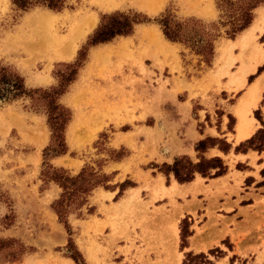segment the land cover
I'll return each instance as SVG.
<instances>
[{
    "label": "rangeland",
    "instance_id": "obj_1",
    "mask_svg": "<svg viewBox=\"0 0 264 264\" xmlns=\"http://www.w3.org/2000/svg\"><path fill=\"white\" fill-rule=\"evenodd\" d=\"M12 2L0 0V66L18 74L28 90L58 87L59 74L65 65L75 63L103 15L136 13L149 22L135 25L125 39L116 37L105 46L89 48L75 81L59 97L71 113L70 122H75L68 137L70 122L65 129V161L57 165L50 158L49 164L70 176L88 167L110 179V189L96 188L80 214L69 216V232L51 209L61 189L42 177L44 149L52 136L45 102L37 100L38 94L0 102V264H78L70 258L73 252L84 264H182L185 252L207 254L215 248L225 255L209 256L215 264H230V259L233 264H260L252 256H240V247L234 250L229 237L218 240L217 228L224 226L227 214L217 205L203 204L182 217L185 208L172 192L176 187L166 189L157 180L167 187L176 181L172 175L168 181L160 167L187 156L175 155L170 147L183 138L188 125L199 133L206 124L219 127L222 103L206 97L205 83H218L220 71L237 62L240 67H233L237 74L228 70L226 75L238 88L244 62L255 65L254 48L264 53V33H257L253 47L245 52L231 46L259 20L263 8L254 11L252 25L234 40L222 28L208 65L182 44L166 39L171 44H162L156 20L172 14L181 20L216 22L220 14L216 0H67L59 12L42 6L18 10ZM88 23L94 24L91 30L85 29ZM260 26L264 29V23ZM73 42L75 56L59 58L58 52ZM259 68L264 70V63L254 78ZM262 112L255 110L254 117L260 120ZM94 119H99L98 125ZM233 123L229 116V131ZM197 155L188 157L197 162ZM126 182L133 186L118 196ZM212 193L208 188L199 199L209 195L215 200ZM130 199L122 210L117 208ZM178 201L187 203L185 196ZM192 203H199L195 196ZM174 209L179 211L171 215ZM186 217L196 236L191 240L193 249L181 251L180 227ZM212 236L216 245L202 252L207 246L199 241ZM19 246L24 254L17 253ZM13 252L15 260L9 256Z\"/></svg>",
    "mask_w": 264,
    "mask_h": 264
},
{
    "label": "trees",
    "instance_id": "obj_2",
    "mask_svg": "<svg viewBox=\"0 0 264 264\" xmlns=\"http://www.w3.org/2000/svg\"><path fill=\"white\" fill-rule=\"evenodd\" d=\"M66 2L67 0H13L12 3L18 10H28L36 6H42L59 12L65 7ZM263 5L264 0H216V7L220 13L219 20L216 22L204 23L194 18L181 20L172 14L163 15L156 21L166 40L184 45L209 65L214 58L215 42L221 37L222 28H224L226 37L234 40L252 25L254 11ZM146 22H149L148 18L136 13L115 12L103 15L98 27L88 39L85 48L83 47L78 52L75 63L65 65V70L59 74L58 87L49 90H28L23 79L11 68L0 66V102L16 100L22 96L31 97L33 94H38L39 99L37 100L45 102L52 136L49 146L44 149L42 177L55 182L61 189V193L52 203L51 209L68 232L70 230L69 216L76 213L80 214L96 188L110 189V186L107 185L110 179L108 176L88 167L83 168L77 175L70 176L64 169H56L49 164L48 160L50 158L63 156L68 151L65 142V129L71 120V113L61 106L58 102L59 97L75 81L86 58L84 53L89 48L108 43L116 37L130 36L135 25ZM262 70V68H259L257 74L261 73ZM253 78V76H250L249 82ZM255 115H257V112ZM243 146L258 152L264 150V124L262 130H259L253 137L234 150L239 151ZM212 148L227 154L232 147L224 138L205 137L195 145V152L198 154L197 162L192 161L188 156H181L175 158L171 165L162 164L160 172L166 176L168 181L172 175L179 184L192 182L196 175L203 178L222 176L227 171L224 161L220 157L208 158L204 155L208 149ZM132 186V183L129 182L122 184L118 196L122 194L125 188ZM90 212L91 210H89ZM188 219L189 217H186L181 221V251L188 247V238L193 235V231L189 229ZM69 242L71 243V240ZM1 243L4 244V242ZM0 247L2 248V246ZM19 248L17 253L24 254V247L19 246ZM228 248L230 249V246ZM16 255L13 252L9 256L12 260H15ZM79 255L77 252H73L70 258L78 264H84L80 261ZM209 256L223 257L225 255L218 248L208 251L207 254H194L189 251L184 253L182 264H215ZM230 264H233L232 259H230Z\"/></svg>",
    "mask_w": 264,
    "mask_h": 264
},
{
    "label": "crops",
    "instance_id": "obj_3",
    "mask_svg": "<svg viewBox=\"0 0 264 264\" xmlns=\"http://www.w3.org/2000/svg\"><path fill=\"white\" fill-rule=\"evenodd\" d=\"M263 33L264 30L261 35ZM122 38L125 39L126 37ZM105 45L107 44H100L97 45L96 48ZM263 63L264 61L262 64ZM262 64L257 66L252 65V71L246 75V82L242 87H240V80H238V88L236 84L231 81V75L233 76L238 72V70L234 71L233 67H240L237 62H235L233 66H229L227 71H220L223 76L219 78L220 81L218 83H205L207 87L206 97L222 103V110L224 113L220 119L219 127H212L206 124L203 133H199L195 128H192V125H188V127L185 128L183 138H178L173 146L170 147V150L174 151L175 155L184 154L192 156L195 154L194 144L200 139L210 136L222 137L231 145L232 148L230 151L224 154L218 149L212 148L208 149L204 155L208 158L220 157L227 167L226 173L216 178L196 176L192 182L186 184H179L174 181L168 187L163 185L161 182L162 180H157L158 178L156 177V180L159 181L158 184L166 189H170L173 185L176 187L172 192L177 193V196L174 197L177 204L185 208L182 217L197 212L203 204H206L207 208H212L217 205V209L220 212L227 214L224 226L221 224L220 227L217 228L218 231L215 235L220 236L218 240L229 237L234 245V250L240 247V256H252V258L256 261L258 260L260 264H264V150L258 152L254 149L247 148V146H243L239 151H235L234 149L253 137L260 129H263L264 70L249 82V77L254 75L258 67ZM228 70H230V76H227ZM207 81H210V79L205 80V82ZM208 86L211 91L208 90ZM255 86L257 87L255 88ZM253 99L256 100V103L255 106L251 107V111L247 115L249 120L247 135L240 137V119H238L240 106L244 101L250 102ZM230 100L232 101L230 102ZM208 101L210 102V100ZM181 105L184 108L183 105H185V103ZM257 109L263 110V112L260 113V120L254 117V111ZM229 116L234 119L232 131L228 129ZM94 120L93 124L98 125L99 119ZM74 122L75 121L72 120L68 126L67 137L69 129ZM65 159V155L56 157L54 158V163L58 165V162H63ZM172 161L173 159L168 161V163ZM146 173L147 172H144V175H148ZM208 188L213 192L212 196L215 200H211L209 195L200 200V196L204 195ZM184 196L187 203H179L178 200L182 199ZM194 196L196 197V201L200 204L192 203ZM189 208H191V210H188ZM178 211V209L172 210L171 215L177 214ZM229 214L231 216H229ZM219 231L222 232L219 234ZM194 236H196L195 232L190 237V243L186 251L193 249L191 248V240ZM213 238L214 236L199 241L198 245L207 246L202 252L216 245V242L213 241L215 239ZM227 262L229 263L228 259Z\"/></svg>",
    "mask_w": 264,
    "mask_h": 264
},
{
    "label": "bare ground",
    "instance_id": "obj_4",
    "mask_svg": "<svg viewBox=\"0 0 264 264\" xmlns=\"http://www.w3.org/2000/svg\"><path fill=\"white\" fill-rule=\"evenodd\" d=\"M262 12L260 14V17H259V20L254 22V25L248 29L243 35L242 37L240 38L239 42L234 45V46H231L232 48L235 47V46H238L239 48H241V50L243 52H245V50H247L248 48H252V43L254 40H256V37H257V33L260 32V34L263 32V28L260 26V23H264V7H260L258 10L262 9ZM94 24H91V23H88L85 27L86 30H91L92 27H93ZM82 33V32H81ZM80 34V33H79ZM81 35V34H80ZM159 37V36H158ZM156 40V39H155ZM159 40V39H158ZM157 40V41H158ZM161 40V39H160ZM237 41V40H236ZM235 41V42H236ZM162 44L164 45H167L169 46L171 43H169L168 41L165 40V38L163 37L162 35ZM160 42V44H161ZM231 45V44H230ZM76 48H77V45L75 42H73V44H69V45H65V48H62V50L60 52H58V57L61 58V59H72L73 56H75V53H76ZM165 48V47H164ZM65 49V50H64ZM224 49V48H223ZM254 55H255V58H254V62H255V66L259 65V64H262V62L264 61V53L263 51H260L258 48L255 49L254 48ZM223 52V51H222ZM229 52V51H228ZM227 52V53H228ZM95 56V55H94ZM248 62H244L243 64V71H242V74H241V78L239 79L240 80V87H242L245 82H246V75L248 73H250L252 71V65L250 64H247ZM254 66V67H255ZM258 86V85H257ZM255 86V88L257 87ZM254 87V86H253ZM255 103H256V100H252L250 102H243V104L240 106V110H239V119H240V127H239V136L240 137H244L247 135V130L249 128V120L247 118V115L248 113L251 111V107L255 106ZM74 131V130H73ZM74 134V132H73ZM239 137V138H240ZM69 138L70 135H69ZM73 138V137H72ZM71 141V140H70ZM72 143V142H71ZM162 191H164V188L161 187ZM133 193V192H132ZM127 198V197H126ZM131 201L130 200H127V201H123V202H120L119 205L117 206V208L119 210H122L129 202ZM109 211V210H108ZM194 242V246H196V239L193 241ZM198 248V247H197Z\"/></svg>",
    "mask_w": 264,
    "mask_h": 264
}]
</instances>
